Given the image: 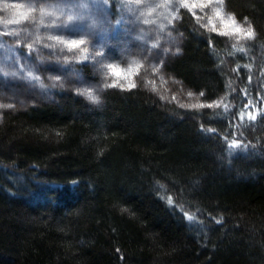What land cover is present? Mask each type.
I'll return each mask as SVG.
<instances>
[{"label": "trees", "instance_id": "1", "mask_svg": "<svg viewBox=\"0 0 264 264\" xmlns=\"http://www.w3.org/2000/svg\"><path fill=\"white\" fill-rule=\"evenodd\" d=\"M224 5L245 43L183 7L164 64L223 107L137 86L2 112L0 264H264V0Z\"/></svg>", "mask_w": 264, "mask_h": 264}, {"label": "rangeland", "instance_id": "2", "mask_svg": "<svg viewBox=\"0 0 264 264\" xmlns=\"http://www.w3.org/2000/svg\"><path fill=\"white\" fill-rule=\"evenodd\" d=\"M124 1L114 18L106 0H0V115L49 101L58 88L99 103L106 88L142 86L182 108L223 107L224 98L208 104L165 70L180 52L174 21L186 7L236 45L250 38L249 24L224 0Z\"/></svg>", "mask_w": 264, "mask_h": 264}, {"label": "snow or ice", "instance_id": "3", "mask_svg": "<svg viewBox=\"0 0 264 264\" xmlns=\"http://www.w3.org/2000/svg\"><path fill=\"white\" fill-rule=\"evenodd\" d=\"M251 35V33H249ZM89 99H91L93 102H98V97L93 96L91 93L88 94ZM229 147H232V145H229Z\"/></svg>", "mask_w": 264, "mask_h": 264}]
</instances>
